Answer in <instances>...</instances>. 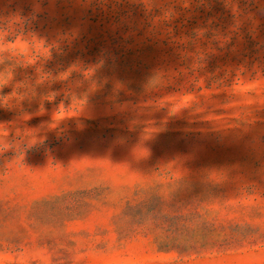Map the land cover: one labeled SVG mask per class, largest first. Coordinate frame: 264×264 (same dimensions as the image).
Listing matches in <instances>:
<instances>
[{
  "label": "rangeland",
  "instance_id": "374dc122",
  "mask_svg": "<svg viewBox=\"0 0 264 264\" xmlns=\"http://www.w3.org/2000/svg\"><path fill=\"white\" fill-rule=\"evenodd\" d=\"M0 264H264V0H0Z\"/></svg>",
  "mask_w": 264,
  "mask_h": 264
},
{
  "label": "clouds",
  "instance_id": "9594fccd",
  "mask_svg": "<svg viewBox=\"0 0 264 264\" xmlns=\"http://www.w3.org/2000/svg\"><path fill=\"white\" fill-rule=\"evenodd\" d=\"M12 79L11 73L5 72L0 74V86H6ZM7 131L4 127L0 126V150H8L9 148H15L18 145L12 144L7 140Z\"/></svg>",
  "mask_w": 264,
  "mask_h": 264
}]
</instances>
